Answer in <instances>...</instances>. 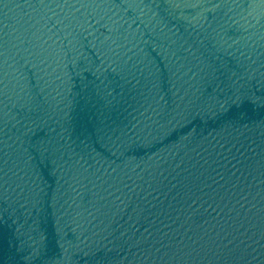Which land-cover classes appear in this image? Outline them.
I'll return each mask as SVG.
<instances>
[{
    "label": "water",
    "instance_id": "95a60500",
    "mask_svg": "<svg viewBox=\"0 0 264 264\" xmlns=\"http://www.w3.org/2000/svg\"><path fill=\"white\" fill-rule=\"evenodd\" d=\"M0 264H264V0H0Z\"/></svg>",
    "mask_w": 264,
    "mask_h": 264
}]
</instances>
